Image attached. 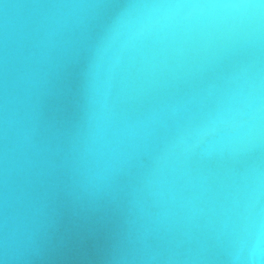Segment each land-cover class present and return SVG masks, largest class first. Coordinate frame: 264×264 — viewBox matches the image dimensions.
I'll return each instance as SVG.
<instances>
[{"label": "water", "instance_id": "1", "mask_svg": "<svg viewBox=\"0 0 264 264\" xmlns=\"http://www.w3.org/2000/svg\"><path fill=\"white\" fill-rule=\"evenodd\" d=\"M0 264H264V0H0Z\"/></svg>", "mask_w": 264, "mask_h": 264}]
</instances>
